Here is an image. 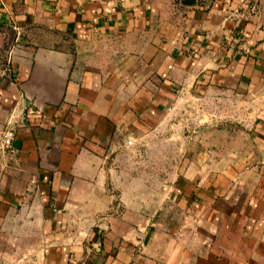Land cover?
Masks as SVG:
<instances>
[{"label": "crops", "instance_id": "crops-1", "mask_svg": "<svg viewBox=\"0 0 264 264\" xmlns=\"http://www.w3.org/2000/svg\"><path fill=\"white\" fill-rule=\"evenodd\" d=\"M7 127L0 263L264 264V0H0Z\"/></svg>", "mask_w": 264, "mask_h": 264}, {"label": "rangeland", "instance_id": "rangeland-1", "mask_svg": "<svg viewBox=\"0 0 264 264\" xmlns=\"http://www.w3.org/2000/svg\"><path fill=\"white\" fill-rule=\"evenodd\" d=\"M25 42H26V40H25ZM36 43H37V41L35 43H32V45L34 46V45H36ZM43 43H47V44H49V45H51L52 47H55V48H58V47L61 48L63 46L64 47H70L72 45V43L69 40L61 39L59 41V38L56 37V36L53 37V38H49V41H46V40L43 41ZM8 44L6 42H4L3 50H7L8 49ZM28 44L31 45V43H29V42H28ZM203 107L204 106H202L200 103H198V104H195L193 106H188V107H185L184 109L180 110V113L182 114V118H181L182 120L180 119L177 122V127L180 129L182 134L186 133V131H183V130H191L192 131V130H196V129L202 128L203 126L209 125L211 123H215V124L224 123V121L222 122V121H214V120L213 121L205 120L204 117L201 115L202 111H203ZM227 107H229V105ZM208 108H209L208 110H210L211 112H214L216 114L219 112V109L222 111V107H220L218 105L217 101H215V100L210 103ZM229 109H231V108H229ZM146 153L144 154V153L141 152L140 155L144 156V157H146V155H147V159H150V160H152L153 157L155 158V154H152V153L151 154H149V153L146 154ZM179 155L181 156V154H179ZM179 155H178L177 159L180 157ZM139 159L140 160H144L143 157H140V158L138 157L137 160H139ZM165 160L166 159H163L162 167L160 169H155L156 172L154 174L160 175V172H162L163 175H166L165 173L170 171L171 168H169L166 165V161ZM172 171H175V170H172ZM178 218H179V216H178ZM0 264H4V263L1 262Z\"/></svg>", "mask_w": 264, "mask_h": 264}, {"label": "built area", "instance_id": "built-area-1", "mask_svg": "<svg viewBox=\"0 0 264 264\" xmlns=\"http://www.w3.org/2000/svg\"><path fill=\"white\" fill-rule=\"evenodd\" d=\"M15 138V130L12 127H7L0 131V144L4 149H10L13 146ZM134 140H129L128 144H131Z\"/></svg>", "mask_w": 264, "mask_h": 264}]
</instances>
